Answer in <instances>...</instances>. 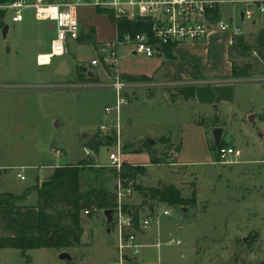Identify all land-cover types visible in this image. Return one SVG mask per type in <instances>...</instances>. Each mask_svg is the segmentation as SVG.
<instances>
[{
  "label": "rangeland",
  "instance_id": "1",
  "mask_svg": "<svg viewBox=\"0 0 264 264\" xmlns=\"http://www.w3.org/2000/svg\"><path fill=\"white\" fill-rule=\"evenodd\" d=\"M221 8L224 18H228L233 6L222 3ZM22 11L34 17V8H23ZM236 12L237 21H241L240 7ZM42 22L33 18L11 27L9 34L5 33L4 28L0 29V82H9L13 86L0 89V190H6L4 186L15 191L31 186L36 174L43 177L51 171L50 164L60 166L84 161L87 171L83 173V191L99 186L114 193L115 173L109 166H101V163H110L109 155L115 147L102 145L98 153L88 145V138L98 131L100 125L114 117V114L105 112V106L115 102L114 93L109 88L56 87L66 81L63 79L72 84L81 83L76 77L77 73L83 67L89 68V71L96 70L91 60L99 53L92 44L74 40L69 42L67 55L55 58L52 65L38 66L36 47H45L50 43L49 32L41 33L37 39L33 36ZM241 26L244 30L251 28L247 21ZM132 48L129 44H119L120 70L130 72L143 65V55L132 57ZM62 59L68 60L73 70L72 74L70 71L64 76L66 78L53 70ZM253 60L251 55L239 58L237 62L251 63ZM102 67L99 65L98 69ZM250 84L253 102H247L245 108H254L261 114L264 111V87H261L264 82ZM20 85L27 86L16 87ZM131 109V120L127 121L126 117L120 120L123 153L143 149L146 140H155L152 134L160 133L165 128H173L174 137L178 136L175 126L180 122L178 116L182 115L181 112H177L175 118H168L163 108L140 105L136 101ZM257 129L253 128L254 133ZM145 134L146 137H143ZM210 136L213 139L212 133ZM126 137L129 140H143L126 142ZM163 138L166 137L157 139L158 148L163 147ZM260 140L257 139L258 142ZM238 145L248 153L239 159H246L240 165L226 166L209 161L183 167L166 165L153 168L142 178L146 185L179 184L181 180L194 182L192 186H182L181 190L184 197L195 194L197 203L190 206L172 205L174 211L171 218L161 219L163 223L172 219L171 235L183 242L180 246L163 245L160 248L161 258L165 251L170 255V261L166 264H264V164L247 161L258 158L261 150L259 145L252 143L247 145L241 142ZM87 146L89 154L85 149ZM208 153L215 160L214 154ZM171 154L174 155L173 152ZM161 159L165 160V157ZM96 161H100V165ZM179 171L180 174L177 173ZM19 172L25 179L18 177ZM16 203L19 205L21 201ZM146 203L149 204L147 200ZM81 217L85 229L98 224L95 226V240L88 246L19 251L10 259L3 256L2 264H113L115 236L106 232L104 210H83ZM161 240L164 242L167 239ZM182 253L185 259H179Z\"/></svg>",
  "mask_w": 264,
  "mask_h": 264
},
{
  "label": "crops",
  "instance_id": "2",
  "mask_svg": "<svg viewBox=\"0 0 264 264\" xmlns=\"http://www.w3.org/2000/svg\"><path fill=\"white\" fill-rule=\"evenodd\" d=\"M12 1L13 0H0V22L4 23V26L0 29L4 28L5 33L8 34L11 27H17L19 24H24L25 22L31 21L33 18L34 20H38L35 16V12L33 17L31 13L26 14L24 13V11H22V14L24 16L23 20L13 21L15 11L9 8V5ZM236 10L237 9L233 8L232 12H230V16L233 15L235 20L234 24H237L243 29L241 24L245 23L246 20L242 18L240 11L239 16H241L242 20L237 21ZM80 20L82 32L87 33L90 27H94L96 29L98 45H93L96 50H98V47L103 42L118 37V29L116 24L112 22L108 15L105 13H100L90 7H86L80 14ZM38 21L42 22L40 20ZM247 23H250L251 28H249L248 30L243 29V35H235L232 30L226 31L224 33L213 31L206 39L202 41L184 42L177 46H174L169 55L158 54L153 58L142 56L141 61H144L143 65H141L140 68H137L130 72L120 70L119 68L124 78L128 80H150L158 83L179 84L177 86H162L149 90L138 89L126 92L127 102L123 105L121 117L122 119L123 117H126L127 121L131 120V107L135 101L140 105H148L152 108L158 107L159 109L163 108L168 118H170V116L171 118H175L174 116L177 117V112H181L182 114L178 116L181 118L180 122L177 125L175 124L178 132V136L176 138L174 137V132H172L173 128L169 127L163 129L160 133L152 134V138H155V140H153V144H150L148 140H146L158 152V157H165V160H162L164 162L153 163L151 160V156L145 147L135 152L129 151L123 153V160L125 163L133 166H140L144 169V171L139 173L137 179L135 180L136 184L141 185L144 188L162 187L165 185L173 184L180 190L182 186H192V183L194 182L189 180H181L179 184L160 183L158 185H146L143 183L142 178H144L145 175L149 174V172L155 167L166 165H169L171 167H183L196 165L204 161H209L210 163L214 164L219 163L215 158V160H213L208 153L212 152L214 154L209 144V141L212 140L210 133L213 134V129L218 126H221L224 129L221 142L222 140H225L227 143H229V146L235 147L236 149H240L242 151V154L238 158H236L237 162L231 164L221 163L222 165L235 166L240 165L239 163L246 161V159L243 161H239V159L243 155H248L247 150L238 145V143L241 142L247 145L249 143H252L253 145H259L258 147L259 150H261V154L258 156V158H253L252 160L247 161L252 162V164H264V111L261 114H258V112H256L254 108H245V104L247 102H253V92L251 93L249 90V87L252 88L250 83L264 82L259 80L261 78H264V61L258 56V49H263V46H261L260 43L264 41V17H258L255 21H247ZM43 32L50 33V43L45 47H36V62L37 56L40 53H44L50 49L51 41L55 35L54 31L49 30L48 22L46 21L39 23L37 31L33 34L34 38L37 39V37L40 36V34ZM238 37H242L245 42L252 48L250 56L252 55L254 60L250 64H252L254 68L251 70V75L249 77L237 78L234 76V69L236 65L249 64L237 62V59L239 58L244 59L249 57H242L239 53H237L236 50L232 49ZM16 43L19 45L17 40ZM18 47L21 49V45H19ZM11 51L12 49L9 50V52ZM253 51H257V55H255ZM131 53L132 57H138V55L134 54L132 51ZM95 58L97 57H93L92 60ZM255 58H259L260 62L255 64ZM59 63L60 61L54 66V72ZM68 66L70 67L69 63ZM93 67H95L96 70L89 71V68L87 67L82 68L83 73H86V76L82 82H112L113 73L108 67L103 66L101 69H98L99 65H93ZM70 69L72 71V74L73 70L71 67ZM62 77L66 78L64 76ZM76 77L78 78V80H80L78 77V73ZM89 77H93V80L90 81ZM63 81L64 82L60 83H71V81L67 79H63ZM8 83L9 82H0V89H9L13 87ZM26 86L27 85H20L16 87ZM190 89H194V96L191 98H186L184 92L189 91ZM244 89L246 90V92L244 91ZM109 90L114 93L116 98L115 91L111 88H109ZM204 121L209 122L210 126L207 127L205 124H203ZM254 127L258 128L255 133L253 130ZM99 129L100 127L98 128V131L95 132V134L93 133L92 136L88 138L89 142L97 133L100 134ZM148 135H150V133ZM163 136L166 137L165 139L169 140L164 141L163 143L160 142L162 143L163 147L158 148L157 143L159 141L157 139ZM143 137H146V134ZM257 139L261 140L258 142ZM141 140H143V138H140L139 140H129L126 137V142H137ZM175 141L177 142L176 145ZM234 141H236V143ZM165 145H167L166 148H164ZM89 147L91 146L89 145ZM100 148L97 151L98 153L100 151ZM167 152L168 154H166ZM172 152L174 153V155L171 154ZM81 162L67 163L60 166L50 164L49 166L52 167L51 171H49L48 174L43 177L40 174H36L34 182L31 186L18 191L4 186V189L6 190H0V193H13L15 195H22L26 191V189L37 185L39 181H45L49 179L54 174V171L57 167L77 165ZM96 162H98L97 164L100 165V161ZM101 164V166H108L109 163ZM0 168H2L1 165ZM177 170H180V168ZM170 173L173 172L170 170ZM177 173L180 174V171ZM182 183L185 184L183 185ZM145 201L146 198L144 196V193L136 190L134 195L128 199L127 204L131 209H133V211L136 212V214L141 217H145L149 214L151 209L150 205H148ZM16 212L21 214L22 224L25 227H38L40 223V213L38 208L37 192H30L26 196V198L19 204V208H17ZM106 217L107 222H105L106 225L104 226L106 227V232L111 234L113 233L111 219L107 215ZM16 219L17 216L13 213V211L6 207H0V237H15L22 234L21 228L16 224ZM171 222L172 219H168L166 223L161 222L160 224H157L156 222H154L147 231L140 234V240L145 243H154L158 240L159 237L162 239L175 237L171 235ZM97 225L98 224L95 223L92 224L88 230L85 229L83 223L84 231L82 235V244L80 245L81 247L85 245L88 246L89 244L94 242L95 226ZM181 228L182 226H180V229ZM19 251L23 250L17 248L1 249L0 264H2L3 262V256L10 259L11 255H16ZM113 251L114 261L112 263L118 264L115 241ZM158 256L159 252L156 248L146 247L143 249L141 260H146L153 264H156ZM180 258L181 256H179V259ZM169 261L170 255H167V251H165L162 257V263L166 264Z\"/></svg>",
  "mask_w": 264,
  "mask_h": 264
},
{
  "label": "built area",
  "instance_id": "3",
  "mask_svg": "<svg viewBox=\"0 0 264 264\" xmlns=\"http://www.w3.org/2000/svg\"><path fill=\"white\" fill-rule=\"evenodd\" d=\"M229 3L234 9L240 7L241 16L246 21H255L264 17V0H69L67 2L48 3L45 0H13L9 8L15 11L13 21H22V9L32 7L35 16L40 21H55L56 29L50 44V49L37 56L39 66H49L55 58L69 53V42L78 41L81 35L80 14L84 8L90 7L95 11H103L110 20L117 23L120 19L131 22H141L144 31H127L122 36L103 42L98 47V57L92 60V65H103L113 73L111 83L81 82L58 85L60 88H111L116 93L113 105L106 106V114H114L100 126L101 138L113 140V151L110 152L108 166L116 171L115 203L112 208L111 224L115 236L118 264H153L141 260L143 249L154 247L159 256L156 264H162L160 248L163 245H182L177 237H170L162 241L159 237L154 243H145L140 240V234L149 229L156 222L160 224L163 217L173 215L174 206L158 199H148L150 212L147 216L136 218V212L128 207L127 201L136 192V182L129 176L122 174L124 165L123 142L121 131V114L123 105L127 102L126 92L138 89H153L157 87L177 86L178 83H158L150 80L125 79L118 66L119 44L132 45V52L153 58L163 54L161 45L177 46L184 42H197L206 39L211 32L224 33L232 30L235 35H243V29L234 24V16L224 18L221 5ZM220 16H215V11ZM257 55V51H253ZM264 81V78L259 79ZM234 82V81H231ZM230 82V83H231ZM87 154L89 148H85ZM242 154L240 149L225 146L220 150L219 163L231 164L237 162ZM22 180L25 176L18 173ZM152 205V206H151ZM185 259V254H181Z\"/></svg>",
  "mask_w": 264,
  "mask_h": 264
},
{
  "label": "trees",
  "instance_id": "4",
  "mask_svg": "<svg viewBox=\"0 0 264 264\" xmlns=\"http://www.w3.org/2000/svg\"><path fill=\"white\" fill-rule=\"evenodd\" d=\"M69 0H45L48 3L56 2H67ZM103 13V11H98ZM110 18L113 15L109 14ZM215 16L219 17L220 12L215 11ZM112 22H114L112 20ZM118 29V35L122 36L127 31H144L141 22H131L124 19H120L115 23ZM4 26V23L0 22V28ZM78 41L82 44L89 43L94 46L98 45V39L96 36V29L90 27L87 33L82 32ZM263 49H258V56L264 61V41L260 43ZM173 45H161L160 48L163 54L169 55L172 51ZM232 49L236 50L237 53L242 57L250 56L251 46L245 42L242 37H238L236 43ZM259 58H255L257 64L260 62ZM252 64L236 65L234 69V76L237 78L249 77L251 70L253 69ZM86 73L80 71L78 77L81 81L84 80ZM89 80H93V77H89ZM184 95L186 98L194 96V89L185 91ZM207 127L210 126L209 122L204 121ZM212 126V125H211ZM169 139L163 138V141ZM112 145L113 140L111 138H101L100 134L97 133L89 145L96 151L102 145ZM210 148L214 152L215 159L218 162L220 159V150L225 146H229L225 140H222L219 146L216 145L212 139L209 141ZM144 147L151 156L153 163L163 162L158 157V152L151 146L147 141L144 143ZM87 163L82 161L77 165H67L57 167L54 174L42 183L26 189L22 195H15L13 193H0V207L9 208L16 214V224L21 228L22 234L20 236H4L0 237V250L3 248H17L23 251L29 249L38 248H69L76 247L82 244L83 235V221L82 211L83 210H108L112 209L115 203V193L109 192L106 188L99 186L90 188L88 191H83V173L87 171L84 169ZM89 165L92 163H88ZM90 168H93L92 166ZM92 170H95L94 168ZM115 173L116 171L112 169ZM144 171L140 166H133L124 162L122 168V174L129 176L136 180L139 173ZM100 175H98L99 177ZM136 178V179H135ZM136 190L144 193L146 200L158 199L162 202L168 203L169 205H180L190 206L197 203V196L194 194L192 197H184L179 188L175 185H165L162 187H143L136 184ZM36 191L38 195V208L40 213V223L36 228H27L22 224L21 214L16 212L19 205L16 202L23 201L26 196ZM146 202V201H145ZM152 206V205H151ZM128 207H130L128 205ZM136 214V218H138Z\"/></svg>",
  "mask_w": 264,
  "mask_h": 264
},
{
  "label": "water",
  "instance_id": "5",
  "mask_svg": "<svg viewBox=\"0 0 264 264\" xmlns=\"http://www.w3.org/2000/svg\"><path fill=\"white\" fill-rule=\"evenodd\" d=\"M48 28H49V30L54 31L56 29V23H55V21H49L48 22ZM70 71H71V69L68 66V63H67V61L65 59H62L60 61V63L58 64V66L56 67V69H55V73L58 74V75H62V76H65V75L69 74ZM223 130L224 129L221 126L215 127L213 129V136H214V140H215V143H216L217 146H219L220 143H221ZM148 142L150 144H153L154 143L153 140H149ZM105 214L108 217H110V219H111L112 209L106 210L105 211ZM64 256H66V255H64Z\"/></svg>",
  "mask_w": 264,
  "mask_h": 264
}]
</instances>
